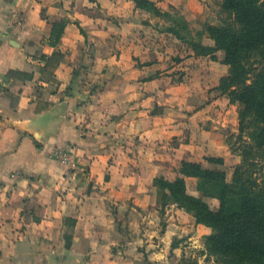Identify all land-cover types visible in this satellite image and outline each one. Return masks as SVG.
I'll return each mask as SVG.
<instances>
[{"label":"crops","instance_id":"0c3cea01","mask_svg":"<svg viewBox=\"0 0 264 264\" xmlns=\"http://www.w3.org/2000/svg\"><path fill=\"white\" fill-rule=\"evenodd\" d=\"M41 5L0 0V264H128L129 247L156 228V178L172 180L176 163L199 160L192 115L148 108L164 94L151 90L161 77L145 75L153 62L138 61L148 51L139 27L128 32L126 20L114 36L90 13L50 7L43 17ZM56 22L65 27L54 42ZM95 53H106L109 64L93 81L102 87L84 120L67 107L65 91L77 69L102 67L90 62ZM131 53L135 60L125 63ZM215 137L205 134L204 146ZM150 250L155 259L159 247Z\"/></svg>","mask_w":264,"mask_h":264},{"label":"rangeland","instance_id":"374dc122","mask_svg":"<svg viewBox=\"0 0 264 264\" xmlns=\"http://www.w3.org/2000/svg\"><path fill=\"white\" fill-rule=\"evenodd\" d=\"M39 2L42 4L43 17L51 15L48 13L50 7L53 12L60 9L58 12L64 14L90 13L99 20L101 29L112 31L114 36L121 32L116 27H122L121 22L126 20L129 23L128 32H132L133 26L139 27L142 35L140 40L148 51L139 53L138 61H143V64L153 62L145 75L156 72L161 81L151 90H155V94H164L161 102L148 101V108L160 111V108L176 107L189 111L192 115L191 121L188 122L190 137L197 147L193 150L195 157L199 159L197 162L206 168L224 172L228 182H233L238 173L243 172V176L249 177L250 180L257 179L258 188L264 187V145L258 144L264 135V120L256 115H247L242 130L240 102L234 98L230 89L225 91L222 86V78L231 71L230 64L225 60L226 49L215 37L216 27L230 26L231 23L224 0H156L153 2L157 9L153 10L138 6L135 0ZM157 10L159 12H156ZM124 29L126 31V27ZM88 44L92 50L93 44ZM114 46V49L119 50L118 43ZM92 55L94 60L90 62L98 63L102 67L94 72L89 71V63V66L86 65L88 69H77V81L65 91L69 96L67 107L73 111L78 110L77 117L84 120L91 115L89 106L94 102L93 91L102 87L93 81L99 78L98 75L107 73L103 68L109 64L106 63V53L100 56L96 53ZM132 55L135 60V54L131 53L124 62L129 63ZM112 58L120 60L121 52L115 50ZM243 62L247 68H251L246 84L252 85L257 72L264 71V61L257 59L255 52L246 51ZM128 71V76H134L131 68ZM205 134L216 136L214 143L208 142L204 146ZM182 165L183 162L176 163L175 169L167 173L172 180L182 175ZM159 178L165 176L160 175ZM185 180L186 189L190 194L201 196L212 210L220 208L221 199L211 194H203L199 189L197 177L185 176ZM172 205L178 206L177 203L171 202L163 208L159 201L158 217L154 219L155 230L148 237H144L143 245L138 243L129 247L132 258L127 263L229 264L225 263L207 242L206 236L212 232V228L206 224L199 227V222L192 212L184 208L186 212L181 215ZM170 223L172 230L165 243L161 240ZM158 247L159 254L155 259H150L148 253L151 250H148Z\"/></svg>","mask_w":264,"mask_h":264},{"label":"trees","instance_id":"16d2710c","mask_svg":"<svg viewBox=\"0 0 264 264\" xmlns=\"http://www.w3.org/2000/svg\"><path fill=\"white\" fill-rule=\"evenodd\" d=\"M135 2L143 8L157 9L152 0ZM224 5L231 23L216 27L215 37L226 49L225 60L231 71L222 78V86L225 91L230 89L240 102L243 130L247 115L264 120V71L257 72L254 83L247 85L251 68L243 62L246 51L255 52L257 59L264 61V0H224ZM64 27V22L54 24V42L60 39ZM258 144L264 145V135ZM181 173L175 180L156 178L163 208L175 202L192 212L197 222L210 226L212 232L206 236L207 242L225 263L264 264V187L258 188L257 179L250 180L239 172L233 182H228L224 172L193 161H184ZM185 176L197 177L203 194L218 196L220 208L212 210L201 196L190 194Z\"/></svg>","mask_w":264,"mask_h":264}]
</instances>
